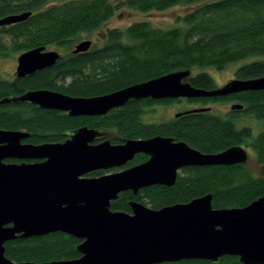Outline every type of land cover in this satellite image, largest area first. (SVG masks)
<instances>
[{
  "label": "trees",
  "instance_id": "trees-1",
  "mask_svg": "<svg viewBox=\"0 0 264 264\" xmlns=\"http://www.w3.org/2000/svg\"><path fill=\"white\" fill-rule=\"evenodd\" d=\"M177 5L189 11L176 18V27L159 29L136 22L124 30L111 29L101 48L72 54L69 50L81 34L108 22L121 6L139 13L163 12ZM31 12L24 22L0 27V59L35 47L65 48L68 52L43 71L21 79L0 78V102L29 90L46 89L72 97L89 98L146 82L174 71H190L189 83L199 89L217 87L205 72L195 68L222 70L228 65L254 59L236 69L234 78L264 76V0H0V18ZM181 100L144 99L129 101L100 117L72 118L65 113L42 110L20 102L0 103V129L29 134L30 144L63 142L81 127L111 130L123 141L155 136L184 142L204 154L234 146L249 148L258 165L264 166V90L246 91L226 98L186 100L204 106L208 102L235 101L242 105L227 117L208 110L183 113L161 123L141 119L153 105ZM236 113L262 124L256 135L251 127H236ZM137 155L129 165L141 162ZM93 173L91 176H95ZM210 194L214 209L244 208L264 195V178L245 165L188 167L172 187L155 186L121 193L111 202L112 211L130 213L129 202L152 209L187 203ZM81 241L63 233L16 239L5 244V256L14 262L43 263L80 257ZM163 264H242L238 257L223 256L216 262L188 260Z\"/></svg>",
  "mask_w": 264,
  "mask_h": 264
},
{
  "label": "water",
  "instance_id": "water-1",
  "mask_svg": "<svg viewBox=\"0 0 264 264\" xmlns=\"http://www.w3.org/2000/svg\"><path fill=\"white\" fill-rule=\"evenodd\" d=\"M30 16L31 12H25L0 18V27ZM90 47V41H81L71 53H83ZM59 58L58 52L44 46L23 52L16 58V78L48 69ZM190 75V71H174L89 98L29 90L0 103H29L70 117L104 116L132 100H190L264 90V76L234 78L204 90L189 83ZM241 109L238 103L231 105V110ZM204 110L208 109L184 113ZM97 135L81 127L63 142L30 144L22 142L29 137L27 132L0 129V264H163L216 262L223 256L238 257L242 264H264V195L244 208L214 209L212 196L207 194L159 209L137 201L129 202L130 213L110 209L121 193L137 195L154 185L174 186L186 167L246 166L249 157L244 147L204 154L162 136L91 144ZM138 154L148 159L118 172L85 177L98 170L123 168ZM9 159L23 162L6 163ZM54 233L80 240L76 247L80 257L34 263L14 262L5 256L7 242Z\"/></svg>",
  "mask_w": 264,
  "mask_h": 264
},
{
  "label": "rangeland",
  "instance_id": "rangeland-1",
  "mask_svg": "<svg viewBox=\"0 0 264 264\" xmlns=\"http://www.w3.org/2000/svg\"><path fill=\"white\" fill-rule=\"evenodd\" d=\"M112 3H120L122 0H108ZM205 1H215V0H205ZM189 11L188 7L185 5H177L163 12H150V13H139L130 8L121 6L120 9L115 13V15L106 22L100 28L90 32L81 34L77 41H75L72 47L78 44L81 41H90L91 47L101 48L105 44V34L108 30L111 29H119L124 30L128 26L136 22H147L154 28L159 29H170L176 27L175 21L179 16H183L185 13ZM48 50H54L59 52L61 55H65L68 51L65 48L51 47ZM19 54L12 55L10 57L0 59V78L5 80H11L16 78L15 68L17 66L16 58ZM254 59L243 60L240 62L232 63L225 67L222 70H216L212 67L206 68H195L193 69V73L196 74L198 72L207 73L217 84V86H223L228 81L234 79V74L237 68L240 66L247 64ZM200 104L196 103H188L186 100H181L180 102H174L169 105H153L146 109V112L142 114L141 119L144 123L148 124H161L167 122L174 118V116L179 113L189 109L199 108ZM206 106H212L215 111L213 114L218 116H229L227 112L230 109L231 104L229 103H217V104H209ZM240 113H236L234 117H238L234 120L236 127L240 128L243 126L251 127L254 135H256L259 131L262 130V124L256 122L252 118L248 116L239 115ZM110 136L114 135L113 132H108ZM107 134V135H108ZM248 154V162L246 163V167L251 170V172L258 177H262V172H264V168L262 169L260 165H258L255 161V157L251 149L245 148ZM122 168L113 169L114 171H119ZM148 206V205H147Z\"/></svg>",
  "mask_w": 264,
  "mask_h": 264
},
{
  "label": "flooded vegetation",
  "instance_id": "flooded-vegetation-1",
  "mask_svg": "<svg viewBox=\"0 0 264 264\" xmlns=\"http://www.w3.org/2000/svg\"><path fill=\"white\" fill-rule=\"evenodd\" d=\"M75 46V45H74ZM74 46L69 50L70 52L73 50V48H74ZM59 49V48H58ZM46 50H48V48H46ZM59 53V52H58ZM59 55H60V57H62V56H64V55H61L60 53H59ZM66 55V54H65ZM217 85V84H216ZM229 96H231V95H229ZM229 96H226V97H229ZM226 97H213V98H226ZM180 100H185V99H180ZM217 103H223V102H208V103H206L204 106H202V105H200L199 106V108H194V109H208V111H210V112H213V111H215V109L212 107V106H206V105H209V104H217ZM225 103H229V104H235V103H237V102H235V101H231V102H225ZM189 110H192V109H189ZM53 111V110H52ZM186 111H188V110H186ZM233 111H239V110H231V106H230V109H229V111L227 112V114L229 115L231 112H233ZM58 112H60V111H58ZM185 111H183V112H179V113H184ZM61 113H65V112H61ZM179 113H177V114H179ZM65 114H67V113H65ZM176 114V115H177ZM181 114V115H182ZM175 115V116H176ZM174 116V117H175ZM83 117H85V118H89V117H100V116H79V117H72V118H83ZM179 117V116H178ZM223 117H227L225 114H224V116ZM176 118V117H175ZM87 127V126H86ZM89 128V127H88ZM89 129H93V130H95L97 133H98V135L94 138V140L92 141V143L91 144H93V145H98V144H100V143H103V142H105V141H108L110 144H122L123 142H125V141H123V140H121V139H119V138H117L116 136H115V134L114 135H112V136H110L109 134H108V132H112L111 130H97V129H94V128H89ZM114 133V132H113ZM108 134V135H107ZM23 143H27V142H25V140L24 141H22ZM139 155V154H138ZM142 156H144L145 158L141 161V162H138V163H136V164H140V163H143V162H145L147 159H148V157L147 156H145V155H143V154H141ZM137 156V155H136ZM135 156V157H136ZM134 157V158H135ZM134 160V159H133ZM132 160V161H133ZM131 161V162H132ZM5 162L6 163H21V162H23V161H21V160H15V159H9V160H5ZM26 163H31V162H33V161H25ZM130 163V162H129ZM129 163L125 166V167H123L122 169H120L119 171H121V170H123V169H126V168H128V167H130V165H129ZM136 164H134V165H136ZM131 166H133V165H131ZM186 168H188V167H186ZM185 169V168H184ZM183 170V169H182ZM181 170V171H182ZM180 171V172H181ZM114 172H118V171H114L113 169H111V170H98V171H95V172H92V173H89V174H87L85 177H88V178H94V177H100V176H103V175H106V174H111V173H114ZM179 172V173H180ZM93 173H95L96 175L95 176H91V174H93ZM178 173V174H179ZM178 176V175H177ZM176 183V182H175ZM155 186H160V187H165V186H162V185H154V186H150V187H146V188H144V189H147V188H151V187H155ZM167 188H169V187H167ZM144 189H142V190H144ZM142 190H140V191H142ZM139 191V192H140ZM127 192H130V191H127ZM127 192H124V193H127ZM138 192V193H139ZM137 193V194H138Z\"/></svg>",
  "mask_w": 264,
  "mask_h": 264
}]
</instances>
